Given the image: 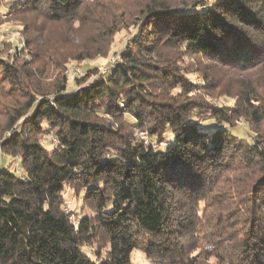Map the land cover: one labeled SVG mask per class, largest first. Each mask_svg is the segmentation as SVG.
Masks as SVG:
<instances>
[{"label":"trees","instance_id":"trees-1","mask_svg":"<svg viewBox=\"0 0 264 264\" xmlns=\"http://www.w3.org/2000/svg\"><path fill=\"white\" fill-rule=\"evenodd\" d=\"M6 5L28 57L0 58V264H264V0Z\"/></svg>","mask_w":264,"mask_h":264},{"label":"rangeland","instance_id":"rangeland-1","mask_svg":"<svg viewBox=\"0 0 264 264\" xmlns=\"http://www.w3.org/2000/svg\"><path fill=\"white\" fill-rule=\"evenodd\" d=\"M6 1L7 0H0V3L2 4L0 6V15L3 21V23L0 24V58L8 59L9 56L15 54L16 52H18L22 57L24 56L28 57L27 48L25 45V39L20 32L21 26L18 24V22L11 20L10 13L9 12L7 13L8 9L6 8L7 6ZM128 37L129 34L124 32L120 33L116 37V41L113 45L112 53L107 59L98 58L83 63L82 62L73 63L70 66L71 68L69 70V78H70L69 85L72 87V85L74 84L75 77L81 76L84 70L88 67L91 68L95 66L100 67V70L98 71L99 73L98 75H96L97 77L106 74L109 71L111 67L110 65L112 64L113 60L119 59L116 55V52L124 48ZM102 71H104V73ZM96 76H94L92 79H94ZM190 78L193 81H200V78H198L196 75H190ZM77 88L78 87H74L72 88L71 91H75V89ZM214 102L221 105L223 103L228 105L233 104V101L227 98H222L221 100H214ZM235 132L238 135L247 137L249 133L247 124L241 122L239 126L236 128ZM138 135L142 139H144V141L148 140V136L146 132H138ZM167 140H170L168 136H167ZM46 143L48 142L46 141ZM1 159H2L1 166H4L6 169H9L15 174L18 175L21 174L22 171L21 169L19 171V169L17 168L18 167V165L16 164L17 161H15L14 157H11L10 155L3 153ZM65 196L67 198V204H66L67 208L70 211L73 210L76 212V215L73 216V220L75 223H77L82 217L81 206H83V199L82 197L77 198L76 196H74L71 190H68ZM86 211H89V209H86ZM94 247L96 246L94 245ZM133 258L135 259L134 261L136 264H147L144 256L138 252L133 253Z\"/></svg>","mask_w":264,"mask_h":264},{"label":"built area","instance_id":"built-area-1","mask_svg":"<svg viewBox=\"0 0 264 264\" xmlns=\"http://www.w3.org/2000/svg\"><path fill=\"white\" fill-rule=\"evenodd\" d=\"M116 61H117V60H115V59L113 60V62H112V67L115 66ZM102 72L104 73V71H102ZM74 92H75V91H74ZM74 92H73V93H74Z\"/></svg>","mask_w":264,"mask_h":264}]
</instances>
